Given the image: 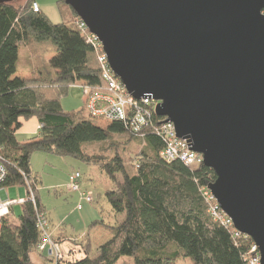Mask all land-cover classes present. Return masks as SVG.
Wrapping results in <instances>:
<instances>
[{
  "label": "trees",
  "instance_id": "obj_1",
  "mask_svg": "<svg viewBox=\"0 0 264 264\" xmlns=\"http://www.w3.org/2000/svg\"><path fill=\"white\" fill-rule=\"evenodd\" d=\"M61 2L62 19L56 23L39 4V11H34L35 0L0 2V162L6 169L0 189L27 187L19 217H12V205L0 223V264H34L32 254L42 241L37 215L46 214L45 206L38 176L32 172V156L37 152L98 165L111 181L105 197L115 216H123L113 224L102 219L91 223L90 229L101 228L110 237L96 248L89 236L84 237L82 260L54 263L47 259L44 264H117L124 256L132 257V264H173L180 257L195 264H244L252 238L236 236L233 226L215 221L201 192L217 178L211 167L203 163L189 167L179 159L162 158L165 141L155 125L137 133L122 120L109 121L104 127L96 123L103 119L91 115L88 97L108 91L98 49L88 43V31L80 28L74 9ZM34 43H49L47 51L54 54L48 53V61L42 58L30 77L21 76L20 49ZM72 86L83 90L88 86L89 95L84 91L82 109L65 111L61 97ZM31 118L39 122L38 133L21 141L16 135L20 119ZM126 133L140 145L138 150L124 148L106 156L85 147ZM31 191L34 201L29 199Z\"/></svg>",
  "mask_w": 264,
  "mask_h": 264
},
{
  "label": "water",
  "instance_id": "obj_2",
  "mask_svg": "<svg viewBox=\"0 0 264 264\" xmlns=\"http://www.w3.org/2000/svg\"><path fill=\"white\" fill-rule=\"evenodd\" d=\"M14 1V0H0ZM136 99L203 155L264 264V0H65Z\"/></svg>",
  "mask_w": 264,
  "mask_h": 264
},
{
  "label": "rangeland",
  "instance_id": "obj_3",
  "mask_svg": "<svg viewBox=\"0 0 264 264\" xmlns=\"http://www.w3.org/2000/svg\"><path fill=\"white\" fill-rule=\"evenodd\" d=\"M22 2L23 0H19ZM42 10L50 17L53 22H60L62 17L60 13L61 0H35ZM51 47L49 43H34L31 46H25L20 49V58L18 62L19 70H28L31 72L34 66H40L42 58L48 61L47 48ZM50 56L54 53H49ZM45 56V57H44ZM21 75L30 77L31 73ZM94 95V94H91ZM89 95V96H91ZM84 90L82 86H72L61 97V105L65 111H78L85 105ZM32 120L20 119L21 126L27 125L33 127L35 134L38 133L36 118ZM109 121L98 120L101 126H106ZM34 134V135H35ZM34 135H30L31 137ZM19 139L22 136L19 135ZM136 146V148H135ZM140 145H135V142L129 138L126 133L124 135H114L111 139L103 142H91L86 144V149L90 153H98L106 156H113L116 152L125 149L138 150ZM126 152V151H124ZM128 157V155H127ZM33 168L38 176L39 196L45 206V216L47 217L49 229L48 232L55 240L60 234L73 241L77 240L82 243L84 237L89 236L92 239V246L96 248L99 242L104 243L110 235H96L94 229H90V225L97 219H102L108 223H115L122 220L123 216H115L111 205L105 197L106 190L111 186V181L106 173L95 164H90L73 156H61L54 153L37 152L33 156ZM131 165V161L126 162ZM76 171L81 173V188L82 191L92 192V201L85 202L80 199V194L70 191L66 187V181ZM118 177L121 178L119 175ZM9 193V198H18L19 196L26 197L27 187L25 185H14L6 187ZM79 203L82 207L79 209ZM22 212L21 204L13 205L12 217L18 218ZM53 234V235H52ZM75 239V240H74ZM104 241V242H103ZM101 243V244H102ZM83 248L84 244L82 243ZM95 250V249H94ZM38 252L42 254V251ZM45 253V252H44ZM47 253V252H46ZM46 253L43 254L46 256ZM38 253H34V264H44L47 259L57 263L56 258L48 256L42 258ZM133 259L129 256L122 257L117 264H132ZM173 264H195L190 258L180 257Z\"/></svg>",
  "mask_w": 264,
  "mask_h": 264
},
{
  "label": "built area",
  "instance_id": "obj_4",
  "mask_svg": "<svg viewBox=\"0 0 264 264\" xmlns=\"http://www.w3.org/2000/svg\"><path fill=\"white\" fill-rule=\"evenodd\" d=\"M38 3H34V11H39ZM79 26L88 31L87 41L98 49V62L101 68L102 78L106 83L107 92H99L88 97V108L96 118L106 121L122 120L133 131L140 133L144 127L155 125V130L162 135L165 146L161 150L162 158L171 161L179 159L187 166L193 167L203 163V155L192 150L190 142L186 138L177 136L175 126L166 117L156 114V108L159 101L152 96H145L139 99L133 97L126 89L122 80L113 72L110 67L108 57L104 51L103 44L99 37L92 33L86 23L79 17ZM85 94H88V86L84 87ZM154 114L158 116L157 121ZM6 175V169L0 162V180ZM70 191L81 192L82 197L87 201H92V192L81 191V173L77 171L74 178L66 184ZM201 192L208 203V212L215 221L220 222L227 227H234L236 236L250 237L235 228L232 219L221 208L217 199L211 192L209 185L201 188ZM29 199L34 201V194L31 191ZM26 199L3 200L0 198V223L6 215L9 214L10 208L14 204H22ZM81 208V206H79ZM37 225L42 231V241L38 245V250L48 252V256L56 258L57 262H76L86 257L85 248L81 242L71 239L55 240L48 232L49 224L44 213H38ZM244 264H261V255L257 244L252 240L248 252L244 256Z\"/></svg>",
  "mask_w": 264,
  "mask_h": 264
},
{
  "label": "crops",
  "instance_id": "obj_5",
  "mask_svg": "<svg viewBox=\"0 0 264 264\" xmlns=\"http://www.w3.org/2000/svg\"><path fill=\"white\" fill-rule=\"evenodd\" d=\"M30 71H28V70H19V75H26L25 73H29ZM29 120H32V119H29ZM38 121V120H37ZM39 122H38V124H37V130H39ZM37 132V131H36ZM35 130L33 129V127H31V126H28L27 125V122H26V125H24V126H21L17 131H16V135H17V137L19 138V135H21L22 136V139H19V140H21V141H24V140H27V139H29V138H31V134L32 135H34L35 133ZM36 135V134H35ZM34 135V136H35ZM33 137V136H32ZM34 156V155H33ZM33 156H32V162H33ZM35 169L33 168V163H32V172H33V174H35ZM77 172V171H76ZM75 172V173H76ZM75 173H73V175H70V177L68 178V180L66 181V183H68V182H70L73 178H74V176H75ZM82 177V176H81ZM81 191H82V188H81ZM82 192H85V191H82ZM77 193H79L80 194V199L81 198H83L82 197V194H81V192L79 191V192H77ZM26 197H27V192H26ZM26 197H24V196H19L18 198H11V200H17V199H26ZM0 198L1 199H3V200H7V199H10L9 198V193L7 192V189L6 188H2V189H0ZM83 200L85 201V202H87L84 198H83ZM89 203V202H88ZM79 206H81L82 207V204L81 203H79V205H78V208H79ZM80 209V208H79ZM12 211H13V207H12ZM46 213V212H45ZM47 214V213H46ZM94 232H95V234L96 235H99V234H104L103 232H106V233H108L107 231H105V230H103V229H101V228H95L94 229ZM109 234V233H108ZM53 235V234H52ZM110 235V234H109ZM55 237H57V238H61V239H63V238H66L65 237V235H63V234H60V235H58V236H55ZM36 253H38V254H40L38 251L36 252ZM47 255H48V252H47ZM40 256H41V254H40ZM44 256V255H43ZM43 256H41L42 258H44ZM32 258H33V261H34V258H35V256H34V254H32Z\"/></svg>",
  "mask_w": 264,
  "mask_h": 264
}]
</instances>
